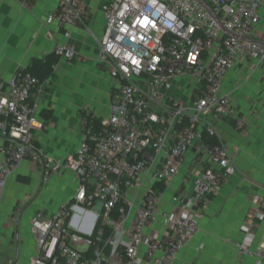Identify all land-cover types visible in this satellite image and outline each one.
<instances>
[{
    "label": "built area",
    "instance_id": "built-area-1",
    "mask_svg": "<svg viewBox=\"0 0 264 264\" xmlns=\"http://www.w3.org/2000/svg\"><path fill=\"white\" fill-rule=\"evenodd\" d=\"M263 3L104 2L97 60L107 70L115 95L97 129L87 127L89 111L80 117L85 138L65 161L45 162L34 143L40 125L38 98L51 77L17 71L0 79V207L8 179L24 159L42 165L45 175L65 170L77 179L71 200L60 203L51 216L37 211L31 217L36 254L26 264L174 263L196 233L210 196L236 172L213 119L234 117L236 129H245L247 119L237 114L223 82L238 65L251 73L264 70V38H254ZM81 13V0H60L46 23H83ZM53 53L66 60L76 56L70 44L56 45ZM181 172L172 210L160 211L158 185L166 188ZM253 201L259 203L258 197ZM97 202L102 203L99 213L94 211ZM78 210L96 217L80 216L75 227ZM254 216L262 219L263 211ZM157 222L161 230L153 229ZM249 229L244 227L250 241ZM117 231L121 238L113 252ZM255 255L264 259V246Z\"/></svg>",
    "mask_w": 264,
    "mask_h": 264
},
{
    "label": "crops",
    "instance_id": "crops-1",
    "mask_svg": "<svg viewBox=\"0 0 264 264\" xmlns=\"http://www.w3.org/2000/svg\"><path fill=\"white\" fill-rule=\"evenodd\" d=\"M110 0H81L83 23L60 26L46 23L60 0H2L0 2V79L6 80L29 65L33 59L53 54L58 44H70L76 51L72 60L58 58L51 81L38 98L34 143L46 162L63 161L74 156L85 138L80 122L82 111L100 120L109 114L115 86L104 66L97 60L98 40L104 32L101 5ZM255 40L264 38V3L259 8ZM245 116L243 131L235 118L213 119L234 157L236 172L210 196L199 220L198 229L177 252L173 264H264L255 251L264 246V70L251 73L238 65L223 82ZM50 115L48 118L47 115ZM2 141L0 139V146ZM2 153L0 151V160ZM44 167L22 160L9 177L0 207V262L18 260L26 264L36 254L30 219L37 211L51 216L60 203L71 200L77 179L68 171L45 175ZM181 172L161 193L159 210L173 208L171 198L181 182ZM258 197L259 203H254ZM263 211V218L254 216ZM80 216L92 219L78 210ZM133 211L128 225L132 222ZM244 227L249 229V241ZM159 222L153 229L161 230ZM82 229V228H81ZM241 245L246 246L242 250Z\"/></svg>",
    "mask_w": 264,
    "mask_h": 264
},
{
    "label": "trees",
    "instance_id": "trees-1",
    "mask_svg": "<svg viewBox=\"0 0 264 264\" xmlns=\"http://www.w3.org/2000/svg\"><path fill=\"white\" fill-rule=\"evenodd\" d=\"M58 57L53 53L50 55H47L44 58H37L33 59L32 62L25 66L24 68L18 70L23 72H29L40 79H45L49 77L52 73L53 65L55 61H57ZM88 111H82V116L86 115ZM50 115L48 114L46 118H48ZM87 119V127H92L93 129H97L99 127L100 118L94 116L91 112H88L86 115ZM164 185L159 184L158 185V191L163 192L164 191ZM106 233H110V228L106 229Z\"/></svg>",
    "mask_w": 264,
    "mask_h": 264
},
{
    "label": "water",
    "instance_id": "water-1",
    "mask_svg": "<svg viewBox=\"0 0 264 264\" xmlns=\"http://www.w3.org/2000/svg\"><path fill=\"white\" fill-rule=\"evenodd\" d=\"M101 209H102V203L97 202L94 206V211L99 213L101 211ZM92 217H93V219H95L96 215L93 213ZM120 238H121V232L117 231L113 236V243H114L113 252L117 249V247L119 245Z\"/></svg>",
    "mask_w": 264,
    "mask_h": 264
}]
</instances>
